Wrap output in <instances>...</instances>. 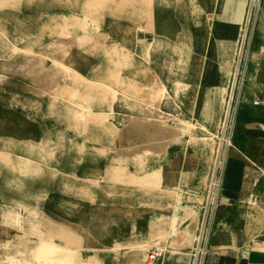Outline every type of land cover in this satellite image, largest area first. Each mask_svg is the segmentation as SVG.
I'll list each match as a JSON object with an SVG mask.
<instances>
[{"label":"rangeland","instance_id":"rangeland-1","mask_svg":"<svg viewBox=\"0 0 264 264\" xmlns=\"http://www.w3.org/2000/svg\"><path fill=\"white\" fill-rule=\"evenodd\" d=\"M178 1L0 0V62L12 70L5 71L6 79L0 84V257L10 245L17 244L22 250L24 243L16 241L21 235L33 240L66 234L68 206L97 204L98 199L104 206L124 201L127 213L132 191L144 195L142 188L130 182L143 185L139 181L142 171L155 168L160 155L173 159L172 167H177L183 158L192 157L198 145H212L202 140L208 138L210 128L205 117L208 107L202 104L204 111L200 109L197 121L190 112L185 118L178 116L182 95L191 90L193 77L200 75L211 56L203 50L209 52L213 45L206 19L178 21V12L184 11L186 17L189 12ZM203 7L199 6L200 12ZM82 21L88 22L84 29L79 24ZM193 25L200 26L196 41ZM64 32L68 38L62 40L63 47L53 44L50 50L47 44ZM25 50L45 56L48 66L53 60L62 64L54 70L57 88L42 96L28 88H45L47 79L37 69H32V77L31 71H24ZM223 63L225 69L227 60ZM146 78L152 79L153 91L161 89L158 109L141 97ZM90 110L109 113V121L118 127L139 118L143 121L138 125L140 131L131 134L137 141L141 131L153 129L160 114L192 120L198 136L192 127L180 125L182 133L167 152L147 156L144 162L128 158L125 177H112L105 166L117 168L113 162L117 143L89 118ZM55 255L61 259L66 254ZM34 256L40 254L30 253L27 258ZM68 261L75 264L71 258Z\"/></svg>","mask_w":264,"mask_h":264},{"label":"crops","instance_id":"crops-1","mask_svg":"<svg viewBox=\"0 0 264 264\" xmlns=\"http://www.w3.org/2000/svg\"><path fill=\"white\" fill-rule=\"evenodd\" d=\"M245 2L246 0L178 1V4L187 6L189 11L187 17L184 11L178 12V21L206 19L209 38L213 42L209 52L203 50V53H209L211 56L201 68L200 75L193 77L191 90L182 95V114L179 113L178 116L185 118V114L190 112L192 119L197 121L200 118V109L201 112L204 111L202 104L203 107H208L209 111L205 117L210 128L205 131L208 133L206 140L211 143V135L216 130L222 112L224 84ZM201 5L204 6L202 12L199 10ZM263 7L264 0L246 71L243 100L233 134L235 145L233 144L229 155L233 160L228 158L226 165L221 204L216 214L206 264H264ZM180 28L181 24L178 25V36L181 34ZM184 28L185 26L183 30ZM192 31L195 40V37L200 35V26L193 25ZM225 60L228 65L223 69ZM182 121L197 130L196 123L192 120ZM202 140L206 141L205 138ZM208 146L198 145L192 157L183 158V162H178L177 167H172V163H175L173 159L160 155L158 165L154 163L155 168H152L160 169L159 179L152 184L138 185L126 177L132 187L144 190L143 196H137L136 191H132L127 213L124 201L118 205L103 206L99 204L101 201L98 199L97 204L68 206L66 234L38 236L33 240L18 237L17 243L33 247L40 242L49 243L63 250L66 255L68 253V260L74 255L75 264L78 261L85 264H125L126 254L131 250L138 252L143 259L142 264H148L145 262L146 254L154 247H161L164 250L163 255L152 264H186L185 254L192 246L198 219V203L202 199L213 143ZM249 154L254 155L251 157ZM105 213H109L110 217L106 218ZM73 229H76L77 234Z\"/></svg>","mask_w":264,"mask_h":264},{"label":"bare ground","instance_id":"bare-ground-1","mask_svg":"<svg viewBox=\"0 0 264 264\" xmlns=\"http://www.w3.org/2000/svg\"><path fill=\"white\" fill-rule=\"evenodd\" d=\"M132 5V4H131ZM152 5V4H150ZM148 7V6H147ZM147 11V9H146ZM150 13V11H149ZM263 17H264V7H263ZM262 17V18H263ZM91 21V20H90ZM152 21V20H151ZM145 23V22H144ZM81 28H86L88 25V22L82 21L79 23ZM151 24V23H150ZM261 26V25H260ZM151 27V26H149ZM144 28V27H143ZM152 32V31H151ZM68 38V32L62 33L61 37H59L57 40H54L53 43L47 44V47H50V50L53 49L54 45L57 44L59 46H62V40ZM148 40V39H147ZM63 47V46H62ZM111 49H113L111 47ZM113 51V50H112ZM115 53V51H114ZM124 53V52H122ZM127 53V52H126ZM128 54V53H127ZM186 57V56H185ZM45 56H41L38 53L32 52H26L23 51V59L26 61V64L24 65V71H31L32 69H37L39 71L38 73L41 74V76L45 77L47 79V85L45 88H34L31 86H28V88L35 94L42 96L43 94L49 92L50 89L56 87V82L53 79L54 77V70L61 66L62 64L58 60H53V64L48 66L45 63ZM117 60V59H116ZM122 61V60H121ZM114 62V61H113ZM116 63V62H115ZM11 67H8L7 63L5 61L0 62V84L6 79V74L5 71H12L10 69ZM64 68V67H63ZM249 72V71H248ZM75 74V73H74ZM77 74V73H76ZM221 74V73H220ZM21 75V74H20ZM33 76V72L31 74V77ZM26 77V76H25ZM220 78V77H219ZM34 81V80H33ZM73 81V80H72ZM36 82V81H34ZM219 82V81H218ZM93 84V82H92ZM222 84V83H221ZM94 85V84H93ZM99 84H97L96 88L99 87ZM176 86L178 83L175 84ZM83 86V85H82ZM106 87V85H105ZM57 88V87H56ZM91 88V87H89ZM95 88V89H96ZM81 89V87H80ZM136 89V88H135ZM108 90V89H107ZM82 91V89H81ZM93 91V89H92ZM104 92L106 91L105 89L103 90ZM110 91V90H109ZM115 91V90H114ZM158 91L161 92V89H158L156 91L152 90V79L146 78L145 83L141 86V93L143 96L142 99L150 103V105L153 108H159V103L161 101V94L158 93ZM102 92V91H101ZM170 92V91H169ZM100 93V92H99ZM175 93H177V90L175 88ZM71 94V93H70ZM90 94V93H89ZM94 94V93H93ZM114 95V93H112ZM51 95V94H49ZM74 95V94H73ZM78 97V96H77ZM101 97V96H99ZM105 98V97H104ZM84 99V98H83ZM88 99V98H86ZM52 100V99H51ZM90 100V99H89ZM93 100V99H92ZM103 100V99H102ZM246 101V99H245ZM86 102V101H85ZM84 103V102H83ZM72 104V103H71ZM82 104V103H81ZM74 105V104H72ZM115 105V104H114ZM76 106V105H75ZM148 106V105H147ZM78 107V106H77ZM99 107V105H98ZM85 110V108H83ZM82 109V110H83ZM100 109V108H99ZM136 109H139L136 107ZM142 109V108H141ZM153 109V110H157ZM152 110V109H150ZM87 111V110H86ZM89 111V110H88ZM139 111L143 112L142 110L139 109ZM151 112V111H150ZM155 112V111H153ZM159 112V111H157ZM245 112V111H244ZM163 113V112H162ZM243 113V112H242ZM140 114V113H139ZM241 114V113H240ZM89 118L96 124V126L100 127L102 130L107 132L109 135H112L114 140L112 142H116L117 145L115 147V151L117 153V157L113 159V162L117 163V168L112 167L110 164H107L106 167V172L108 175L114 177L117 175V178H122L125 177V173L129 170L127 167V162L128 158H132L133 160H138V161H145L147 156H153V155H160L161 153L167 152L171 142L178 136L181 135V126L183 125L184 127L191 128L192 125L182 121L175 115L171 114H163L161 116H158V118L154 119V124L152 130H146V131H141L142 137L140 141H137L136 139H133L131 134L133 131H140L138 128V125L143 122L140 121L139 118L134 120L132 124L127 126L126 124H123L122 127H118L114 123H111L109 121L108 115L109 113H106L104 111H96L93 112L90 110V112L87 113ZM244 116V115H243ZM248 116V115H247ZM121 117V116H120ZM153 117V116H152ZM239 117V116H238ZM245 118V116L243 117ZM242 118V119H243ZM240 119V118H239ZM142 120V119H141ZM195 120V119H194ZM241 120V119H240ZM245 120V119H243ZM91 121V122H92ZM129 121V120H128ZM249 119L246 121L248 122ZM132 122V121H130ZM243 122V121H242ZM149 126V125H148ZM88 128V127H87ZM90 129V127L88 128ZM192 133L194 136H196V130L195 128H191ZM243 129V127H242ZM83 130V129H82ZM91 130V129H90ZM239 130V129H238ZM86 131V130H85ZM95 131V130H94ZM98 131V130H97ZM241 132V131H240ZM243 132V131H242ZM95 133V132H94ZM102 133V132H101ZM239 133V132H238ZM106 135V134H105ZM241 135V134H240ZM244 135V134H243ZM96 136V135H95ZM94 136V137H95ZM237 136V135H236ZM100 137V136H99ZM112 138V139H113ZM190 138V137H189ZM239 138V137H238ZM96 139V137H95ZM98 139V138H97ZM96 139V140H97ZM245 139H249L246 138ZM206 140V138H205ZM234 140V139H233ZM242 140V138H241ZM50 141V140H49ZM92 141V140H91ZM100 141V140H99ZM237 141V139L235 140ZM98 142V141H97ZM239 142V141H238ZM247 143V140H246ZM234 144V142H233ZM242 144V143H241ZM240 146H243L241 145ZM235 145V144H234ZM246 145V144H245ZM50 146V145H49ZM238 146V145H237ZM238 146V147H240ZM252 146V145H251ZM250 146V148H251ZM255 147V146H254ZM46 148V147H45ZM49 148V147H48ZM241 148V147H240ZM242 149V148H241ZM252 150V149H251ZM193 152V151H192ZM243 152V151H242ZM250 155V154H249ZM254 155V154H251ZM250 155V156H251ZM144 156V157H143ZM173 156V154H172ZM244 157V156H243ZM253 157V156H251ZM258 157V156H257ZM262 157V156H261ZM233 158V157H232ZM231 159V158H229ZM243 159V158H242ZM233 160V159H231ZM237 160V159H236ZM181 161V160H180ZM235 161V160H234ZM234 161L233 164L234 165ZM240 161V160H239ZM254 161V160H253ZM140 164V163H139ZM231 164V163H230ZM241 164V163H240ZM207 166V165H206ZM236 166V164H235ZM104 167V168H105ZM231 168V167H230ZM239 168V167H238ZM230 170V169H228ZM240 171V170H239ZM228 172V171H227ZM175 173V172H173ZM238 173V172H237ZM240 173V172H239ZM159 174H160V169H152L148 171H142L141 173V179L139 180L143 185H149L154 183L157 179H159ZM172 174V173H171ZM234 175V174H233ZM172 176V175H171ZM176 176V175H175ZM237 176V175H235ZM177 177V176H176ZM232 177V176H231ZM111 178V177H110ZM234 178V177H233ZM49 180V179H48ZM118 180V179H117ZM123 180V179H122ZM234 180V179H233ZM119 181V180H118ZM117 181V182H118ZM172 181V180H171ZM174 181V180H173ZM120 182V181H119ZM177 182V181H176ZM174 183V182H173ZM172 184V183H171ZM175 184V183H174ZM189 184V183H188ZM2 186V185H1ZM152 186V185H150ZM149 186V187H150ZM153 187V186H152ZM226 187V186H225ZM229 187V186H228ZM11 188V187H10ZM2 190V189H1ZM12 190V189H11ZM21 190V189H20ZM161 190V189H160ZM166 191V190H165ZM180 191V190H178ZM14 192V191H12ZM20 194V192H19ZM38 194V193H37ZM168 194V193H167ZM157 195V194H156ZM194 195V194H193ZM33 196V195H32ZM35 196V195H34ZM18 197V196H17ZM178 197V196H177ZM27 198V197H26ZM2 199V198H1ZM27 200V199H26ZM3 201V200H2ZM6 201V200H5ZM25 201V200H24ZM23 201V202H24ZM177 201V200H176ZM10 202V201H9ZM34 202V201H33ZM86 202V201H85ZM176 203V202H175ZM104 206V205H103ZM106 206V205H105ZM126 207V206H125ZM168 207V206H166ZM132 208V207H129ZM136 208V207H135ZM156 209V208H155ZM162 209V208H161ZM40 212V211H39ZM31 214V212H30ZM36 216V215H35ZM19 231V230H18ZM22 236V235H21ZM20 236V237H21ZM37 238V237H36ZM180 238V237H179ZM185 239V238H184ZM181 241V240H180ZM179 241V242H180ZM183 242V241H181ZM188 243V242H186ZM98 244V243H97ZM182 244V243H179ZM189 244V243H188ZM117 245V244H115ZM183 245V244H182ZM33 246H26L24 245L22 247V250H19V247H17V244L10 245L8 246L7 250L5 251L4 255L0 257V264H70L68 261V256H62L61 259L56 258L57 252H63V250L59 249L58 247L51 245L49 243L45 242H40L36 244L33 248ZM116 249V248H115ZM213 249V248H212ZM66 250V249H65ZM64 250V251H65ZM92 250V249H90ZM112 250V248H111ZM176 251V250H175ZM20 252V253H19ZM23 252V253H22ZM33 253H39L40 256H34L31 257V259L27 258V255ZM65 253V252H64ZM220 253H222L220 251ZM18 254H21L20 257H18ZM23 254V255H22ZM42 254H49L48 255H42ZM26 255V256H25ZM55 255V256H54ZM68 255V253H67ZM59 256V254H58ZM73 257L74 255L70 256L72 262H73ZM233 258V257H232ZM143 259L139 256L138 252L135 250H131L126 254L125 257V264H142ZM76 264H85L81 261L76 262Z\"/></svg>","mask_w":264,"mask_h":264},{"label":"built area","instance_id":"built-area-1","mask_svg":"<svg viewBox=\"0 0 264 264\" xmlns=\"http://www.w3.org/2000/svg\"><path fill=\"white\" fill-rule=\"evenodd\" d=\"M263 0H246L243 16L238 25L233 55L225 80V95L222 112L215 132L208 164L202 199L198 203V219L191 248L186 252V264H206L210 252L216 214L221 204L223 179L226 165L233 149V134L239 107L243 100L246 71L250 62L254 37L261 14ZM164 253L163 248L154 247L145 256L152 264Z\"/></svg>","mask_w":264,"mask_h":264}]
</instances>
